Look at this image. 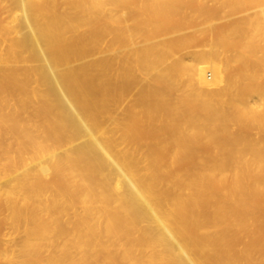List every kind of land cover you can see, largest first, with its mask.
I'll use <instances>...</instances> for the list:
<instances>
[{"label": "bare ground", "instance_id": "6f19581e", "mask_svg": "<svg viewBox=\"0 0 264 264\" xmlns=\"http://www.w3.org/2000/svg\"><path fill=\"white\" fill-rule=\"evenodd\" d=\"M0 264H264V0H0Z\"/></svg>", "mask_w": 264, "mask_h": 264}, {"label": "rangeland", "instance_id": "374dc122", "mask_svg": "<svg viewBox=\"0 0 264 264\" xmlns=\"http://www.w3.org/2000/svg\"><path fill=\"white\" fill-rule=\"evenodd\" d=\"M255 8H250V9H248V11L246 10V12L247 13H249V12H252L253 10H254ZM241 13H229L228 11H221V12H219V14L217 15V17H216V20H215V22L216 23H220V22H224V21H226V20H228V19H231V18H234V17H237V16H239ZM185 30H189V29H185ZM185 30H183V31H185ZM142 82H143V79H140L139 80V82L135 85V87L133 88V90H132V94H136V92H138V90H139V88H140V86H141V84H142ZM124 104L125 103H123V106H124Z\"/></svg>", "mask_w": 264, "mask_h": 264}]
</instances>
